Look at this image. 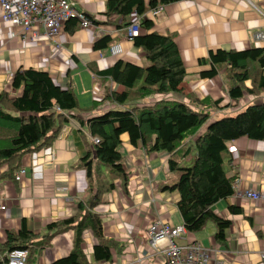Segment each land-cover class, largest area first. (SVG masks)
Here are the masks:
<instances>
[{"label":"crops","instance_id":"crops-1","mask_svg":"<svg viewBox=\"0 0 264 264\" xmlns=\"http://www.w3.org/2000/svg\"><path fill=\"white\" fill-rule=\"evenodd\" d=\"M67 1L99 24L86 29L78 25L69 32L65 23L56 39L58 49L41 33L31 42H22L17 36L18 29L0 22V92L8 87L18 68L45 72L59 87L64 88L69 83L82 110L76 115L84 121L110 107L97 104L92 108L94 102L102 100L107 89L121 90L96 76L95 72L111 67L117 60L137 67H145L147 63L141 50L126 38V28H115L119 20L114 24H103L106 0ZM135 20L136 15L131 14L126 22ZM154 30L160 35H173L186 73L180 84L179 97L170 94L164 98L187 101L191 107L192 99H219L217 107L209 112V121L231 116L236 109L264 100V93H261L255 97L243 95L236 101L237 105L234 102L227 104L228 101L219 98L220 89H217L221 71L212 79L198 77L199 73L210 68L207 63L198 64L207 58L210 50L264 48V41L252 39L255 32H264V0H182L163 6L154 19ZM103 34L112 38V45H119L120 55L110 56L107 49H91L92 42ZM151 101L148 99L145 103ZM120 142L119 152L124 169L129 173L126 185L123 188L114 180V188L103 191L100 203L92 212L101 221L104 239L116 243L121 249L117 253L110 251V262H94L91 248L96 241L85 230L82 233V253L89 264H164L163 254H153L148 247L145 231L156 219L172 226L182 224L175 206L177 194L161 190L162 186L174 182L176 173L167 172V154L133 148L125 134L120 136ZM184 143L190 144L188 139ZM92 151L87 128L73 116L62 125L49 147L20 157L18 167L26 170L20 182L6 176L8 167H0V203L6 207L0 211V249L7 233L16 234L20 230L21 220L25 230L35 235L33 241L40 242L56 230H48L46 226L76 215V205L85 203L88 196V181L80 160L87 154L90 157L91 186L95 185L96 177L100 179L107 174L106 169L99 168ZM226 151L223 168L233 193L211 206L215 216L230 222L223 243L217 244L213 240L215 230L211 223L199 232L186 233L176 243L184 246L193 241L200 242L210 251L208 264H264V202L236 198V194L247 190L264 192V139L252 141L241 137L228 142ZM228 207L238 208L241 212L230 214ZM72 237V230L52 236L33 264H50L66 256L72 247Z\"/></svg>","mask_w":264,"mask_h":264},{"label":"trees","instance_id":"trees-1","mask_svg":"<svg viewBox=\"0 0 264 264\" xmlns=\"http://www.w3.org/2000/svg\"><path fill=\"white\" fill-rule=\"evenodd\" d=\"M179 1L182 0H106L103 24H114L119 20L115 28H126L130 24L126 19L131 14L140 16L157 4L165 6ZM84 16L93 25L99 24ZM65 23L69 32L78 27L75 19ZM137 29L138 35L131 41L141 50L147 65L137 67L117 60L111 67L94 73L121 88L119 92L107 89L102 100L93 103L92 108L97 104L110 106L100 115L84 121L77 117L82 110L69 83L64 88L59 87L42 71L18 68L8 87L0 92V167H8L6 176L13 178L22 155L49 147L62 125L73 116L87 128L93 157L99 168L107 171L106 176L98 173L100 179L96 177L95 185L91 186V160L88 154L82 158L80 166L88 181V196L85 203L76 205V215L46 226L48 230H56L40 242L33 241L35 235L25 230L21 220L16 234H6V241L0 249V261L11 250H24L25 264H33L52 236L72 230L70 252L50 264H89L81 249L82 233L88 230L96 241L91 248L92 260L110 262V251L117 253L121 246L104 239L101 221L92 209L100 203L103 191L114 188V180L123 188L126 185L129 173L124 169L119 152L120 136L124 134L133 148L168 155L167 172H176V177L171 185L162 186L161 190L177 194L175 206L186 233L199 232L211 223L215 230L213 240L217 244L223 243L230 222L215 216L211 206L233 193L223 168L226 144L241 137L252 141L264 139V102L247 105L233 116L209 121V112L217 107L219 99H192L191 107L164 98L180 94V84L186 76L174 37L156 33L154 20L147 18L138 21ZM112 42L109 35L103 34L92 42L91 49L102 51ZM206 63L210 65L209 70L199 73L198 77L212 79L221 71L220 78L227 84L225 95L229 100L236 102L243 95L255 97L264 93V48L210 50L206 59L198 61V64ZM148 99L152 101L146 104ZM93 139L97 142H92ZM186 139L192 143H184ZM183 146L192 147L194 156L189 166L178 167L175 157ZM228 211L230 214L241 212L234 207H228Z\"/></svg>","mask_w":264,"mask_h":264},{"label":"built area","instance_id":"built-area-1","mask_svg":"<svg viewBox=\"0 0 264 264\" xmlns=\"http://www.w3.org/2000/svg\"><path fill=\"white\" fill-rule=\"evenodd\" d=\"M162 9L163 6L157 4L144 14L136 16V20L126 27V38L131 40L138 35L137 23L140 19L154 20ZM70 19L77 20L81 29L92 26L84 14L77 11L67 0H0V22L18 29L17 36L22 42H31L41 33L46 41L58 49L56 39L64 23ZM252 39L255 42L264 41V32H255ZM107 52L110 56L116 57L121 54V49L115 44L109 46ZM92 142L97 141L93 139ZM25 174L26 170L19 168L13 175L14 181L20 182ZM236 198L263 203L264 192L247 190L236 194ZM5 208V204L0 203V211H4ZM185 234L186 231L182 225L172 226L160 219L153 220L145 231L148 247L153 254H163L164 264H208V252L210 251L200 242L193 241L184 246L176 243V240ZM25 262L26 252L24 250H11L6 254L5 259L0 261V264H25Z\"/></svg>","mask_w":264,"mask_h":264},{"label":"rangeland","instance_id":"rangeland-1","mask_svg":"<svg viewBox=\"0 0 264 264\" xmlns=\"http://www.w3.org/2000/svg\"><path fill=\"white\" fill-rule=\"evenodd\" d=\"M187 81H185L184 83H186ZM141 82L139 81L138 84H140ZM247 86L249 85L248 82H246ZM227 88V84L226 82H223V78H220V85L219 88L220 89V93H219V98L224 99L225 101H228L227 104H233V101H229V99L227 98V96L225 95V90ZM222 95V97L220 96ZM179 97L178 95L176 96V98ZM185 103L188 104L187 101H184ZM262 102H264V100H262ZM236 104V102H234V105ZM237 105V104H236ZM244 108V107H243ZM243 108L241 109H236V111H234L233 113H231V116H233L234 114H236L237 112H241L243 110ZM191 144V142H190ZM191 147L188 146V148H185V146H183L182 150L177 154V156L175 157V161L178 162V167H187L191 164V160L192 157L194 156V151L193 148H191L192 150H188ZM176 172H172V175H175ZM148 227V226H147ZM146 227V229H147Z\"/></svg>","mask_w":264,"mask_h":264}]
</instances>
